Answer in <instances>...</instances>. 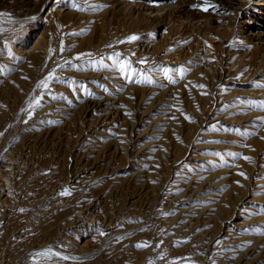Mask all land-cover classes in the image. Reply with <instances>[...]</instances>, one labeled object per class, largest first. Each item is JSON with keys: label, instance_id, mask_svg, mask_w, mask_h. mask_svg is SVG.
I'll return each mask as SVG.
<instances>
[{"label": "rangeland", "instance_id": "rangeland-1", "mask_svg": "<svg viewBox=\"0 0 264 264\" xmlns=\"http://www.w3.org/2000/svg\"><path fill=\"white\" fill-rule=\"evenodd\" d=\"M235 263L264 264V0H0V264Z\"/></svg>", "mask_w": 264, "mask_h": 264}, {"label": "snow or ice", "instance_id": "snow-or-ice-1", "mask_svg": "<svg viewBox=\"0 0 264 264\" xmlns=\"http://www.w3.org/2000/svg\"><path fill=\"white\" fill-rule=\"evenodd\" d=\"M205 10H207V9H205ZM135 39H137L136 36L129 37V40H130V41H131V40H135ZM142 62H143V61H142ZM123 67H124V66H122V70H123ZM164 71H165V74H167V71H168V70L165 69ZM44 86L47 87V84H45ZM244 159H249V158L245 157ZM241 175H243V174L241 173ZM65 194H67V193H65Z\"/></svg>", "mask_w": 264, "mask_h": 264}, {"label": "bare ground", "instance_id": "bare-ground-1", "mask_svg": "<svg viewBox=\"0 0 264 264\" xmlns=\"http://www.w3.org/2000/svg\"><path fill=\"white\" fill-rule=\"evenodd\" d=\"M236 264V263H235Z\"/></svg>", "mask_w": 264, "mask_h": 264}]
</instances>
